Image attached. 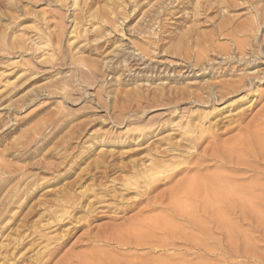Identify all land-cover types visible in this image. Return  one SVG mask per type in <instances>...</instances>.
<instances>
[{"label": "rangeland", "instance_id": "1", "mask_svg": "<svg viewBox=\"0 0 264 264\" xmlns=\"http://www.w3.org/2000/svg\"><path fill=\"white\" fill-rule=\"evenodd\" d=\"M261 14L264 0H0V246L10 262L76 264L92 244L121 253L94 234L121 233L166 214L161 207L182 176L160 178L145 193L127 188L134 166L181 139L180 116L211 114L206 126L225 141L238 133V114L246 124L264 107V64L255 69L261 79L253 91L202 109L189 91L245 70L192 79L181 63L204 52L214 61L210 44H260ZM116 53L108 68L104 62ZM179 90L185 94L174 97ZM66 196L75 210L63 204ZM53 211L72 219L48 225ZM22 236L26 249L13 244Z\"/></svg>", "mask_w": 264, "mask_h": 264}, {"label": "bare ground", "instance_id": "2", "mask_svg": "<svg viewBox=\"0 0 264 264\" xmlns=\"http://www.w3.org/2000/svg\"><path fill=\"white\" fill-rule=\"evenodd\" d=\"M261 17L264 19V14ZM259 29L260 24L257 32ZM212 45L208 49L217 54L214 61L205 60V52L193 57L190 54L181 63L183 75L202 79L215 70L223 75H227V71L238 72L241 68L245 71L236 80L221 81L216 86L205 84L189 91L185 96L195 107L202 109L223 101L226 103L236 94L253 91L261 79L255 69L264 64V36L260 44L231 40L230 45ZM123 52L133 55L132 58L137 55L126 49ZM117 56L118 53L114 54L104 65L111 68ZM135 61L137 66L143 65L140 58ZM210 62L218 68L209 66ZM142 70L144 68L138 69L139 73ZM185 90L174 91L172 95L177 98L184 95ZM187 115L179 117L185 119V125L180 127L181 139L171 141L166 149L157 148L148 165L134 166V173L127 181V188H145V193H150L158 187L156 183L160 178L171 181L181 175L182 178L169 191L168 203L161 207H166L163 213H167L121 233L113 230L107 235L94 234L95 242L113 243L123 252L112 253L94 247L91 242L89 252L78 257L76 264H264V107L246 124H243L244 113L238 114L239 120L232 121H240L238 133L225 141L211 124L206 126L204 121L211 114ZM63 204L72 210L78 207L72 196H66ZM52 213V222L48 225L60 227L72 219L68 212ZM64 236L59 237L60 241ZM23 241L24 236L13 244L26 249ZM0 248L5 250L4 254L0 252V264H12L13 256L7 246L1 244ZM54 248L50 250L51 254L55 252ZM36 256L42 260L38 252Z\"/></svg>", "mask_w": 264, "mask_h": 264}]
</instances>
